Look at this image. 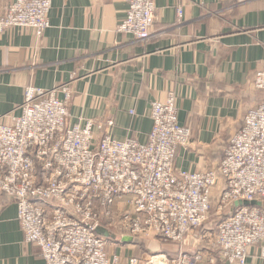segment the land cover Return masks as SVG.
<instances>
[{
    "label": "built area",
    "instance_id": "1",
    "mask_svg": "<svg viewBox=\"0 0 264 264\" xmlns=\"http://www.w3.org/2000/svg\"><path fill=\"white\" fill-rule=\"evenodd\" d=\"M117 32L137 42L152 38L153 0H125ZM52 0H14L0 13V33L26 28L41 37L49 27ZM181 17L182 8H176ZM253 87L264 90V71ZM62 98H59V95ZM70 84L52 90L24 89L19 115L0 123V192L16 203V220L26 244L45 264H120L97 230L128 226L120 238L153 235L180 243L207 220L218 190V210L247 203L219 223L214 241L222 259L245 264L252 245L264 240V102L250 110L214 169L175 171L178 147L191 132L177 120L175 95L150 104L152 129L143 144L116 140L108 132L95 140L101 122L68 123ZM110 127L111 122H105ZM106 126V127H107ZM127 204L132 211L123 205ZM121 231V230H120ZM264 258V247L260 250ZM199 254L151 258L149 264H200ZM126 264H139L130 258Z\"/></svg>",
    "mask_w": 264,
    "mask_h": 264
},
{
    "label": "crops",
    "instance_id": "2",
    "mask_svg": "<svg viewBox=\"0 0 264 264\" xmlns=\"http://www.w3.org/2000/svg\"><path fill=\"white\" fill-rule=\"evenodd\" d=\"M13 1L0 0V13ZM153 1V36L144 42L117 32L125 0H52L41 37L26 28L1 32L0 123L19 115L25 88L69 83L70 125L101 122L103 130L93 129L95 140L108 132L143 144L152 129L150 104L172 92L178 123L191 132L188 144L176 149L175 171L216 168L246 114L264 101V90L253 87L256 72L264 71V0ZM128 200L123 205L132 211ZM258 206L264 210V202ZM16 214L15 200L0 192V264H45L25 243ZM217 229L205 225L182 243L154 251L153 258L199 254L200 264H238L222 259L214 245ZM121 238L111 240L118 248L110 255L120 264L130 258L149 264L141 243ZM262 247L264 240L252 245L245 264H264Z\"/></svg>",
    "mask_w": 264,
    "mask_h": 264
},
{
    "label": "rangeland",
    "instance_id": "3",
    "mask_svg": "<svg viewBox=\"0 0 264 264\" xmlns=\"http://www.w3.org/2000/svg\"><path fill=\"white\" fill-rule=\"evenodd\" d=\"M215 193H216L215 196H216V200H217V195L219 194L217 189L215 190ZM216 200L214 201V203H211V207L210 208H211V212L212 213L209 214L207 220L197 230L203 228L205 225L208 228H212L214 230L216 228V226L218 225V222L220 221V219L224 218V216L226 214L228 215L230 213L229 212V209H230L229 207H226L222 211H219L217 203H216ZM107 230H108V234L109 235L107 237H105V238H107L109 240H107L106 250L110 254V253L113 252V250H116L118 248V246L116 245L117 243H113L111 240L114 239L115 242H116V239H119L120 236H121L120 233H122V231H127L128 230V226H125L124 228L117 229L116 228V223H113L110 228H107ZM197 230H195V231H197ZM138 239H139V241L141 243L140 244L141 248L142 249H146L147 252L149 253L148 254L149 258H152V257H154L156 255V253H153L154 251L160 250V248H164V247H166L167 244H169V243H167L165 241H162V240H160L158 238H155L153 235L139 236ZM182 242H180V243H182ZM172 244H177V243H172Z\"/></svg>",
    "mask_w": 264,
    "mask_h": 264
},
{
    "label": "water",
    "instance_id": "4",
    "mask_svg": "<svg viewBox=\"0 0 264 264\" xmlns=\"http://www.w3.org/2000/svg\"><path fill=\"white\" fill-rule=\"evenodd\" d=\"M248 205L247 203H239V205ZM97 232H98V234H100V235H103V236H105V237H107L109 234H108V232L107 231H105V230H103V229H99V230H97ZM121 242L122 243H139L140 241L139 240H137V239H133V238H131V237H129V236H125V237H122L121 238Z\"/></svg>",
    "mask_w": 264,
    "mask_h": 264
},
{
    "label": "trees",
    "instance_id": "5",
    "mask_svg": "<svg viewBox=\"0 0 264 264\" xmlns=\"http://www.w3.org/2000/svg\"><path fill=\"white\" fill-rule=\"evenodd\" d=\"M263 102H264V101H263ZM243 206H244L243 204H242V205H239V204L236 205V204H235V205H233V206H229V208H230V209H229V212L232 213L234 210L238 209L239 207H243ZM257 206H258V204H257ZM210 207H211V204H210ZM258 207H259V206H258ZM210 213H212V212H211V208H210V210H209L208 216H209ZM227 216H228V215L226 214V215L224 216V218H221L220 221L218 222V225H219V223L222 222ZM218 225H217V226H218ZM103 229H105V228H103ZM105 231H106V230H105ZM107 232H108V231H107ZM98 235L103 237V235H100V234H98ZM139 243H140V242H139Z\"/></svg>",
    "mask_w": 264,
    "mask_h": 264
}]
</instances>
